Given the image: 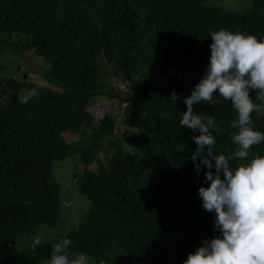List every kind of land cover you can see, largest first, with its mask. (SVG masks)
I'll return each mask as SVG.
<instances>
[{
	"label": "trees",
	"instance_id": "1",
	"mask_svg": "<svg viewBox=\"0 0 264 264\" xmlns=\"http://www.w3.org/2000/svg\"><path fill=\"white\" fill-rule=\"evenodd\" d=\"M210 1L0 0V56L32 52L47 63L46 86L29 85L38 95L23 104L24 84L2 77L0 62V264H48L65 238L72 256L84 254L87 264H183L219 235L198 194L208 186L207 169L198 176L191 160L198 145L190 137L198 133L179 125L183 99L205 74L211 32L264 40V0L241 11ZM113 80L126 89H117L123 112L143 117L146 128L117 134V115L109 112L81 121L96 97L114 89ZM173 92L181 97L175 103ZM251 96L261 103L255 91ZM214 97L194 112L215 117L213 151L227 154L235 148L230 125L237 114L218 91ZM255 130L264 132V121ZM253 154L264 155V142L247 159ZM74 156L85 169L74 177L87 208L66 229L53 167ZM44 230L55 235L33 250Z\"/></svg>",
	"mask_w": 264,
	"mask_h": 264
},
{
	"label": "clouds",
	"instance_id": "2",
	"mask_svg": "<svg viewBox=\"0 0 264 264\" xmlns=\"http://www.w3.org/2000/svg\"><path fill=\"white\" fill-rule=\"evenodd\" d=\"M210 37V62L191 95L183 99L187 111L179 125L198 133L190 137L198 145L191 160L198 176L207 169L204 182L208 186L200 187L198 194L202 207L215 214L214 228L219 235L205 239L183 264H264V155L253 154L247 159L250 149L264 142V132L255 130L253 122V113L258 120L264 119V40L223 28L211 32ZM217 91L232 102L237 114L230 125L235 130V148L218 155L214 154L216 139L210 131L218 130L215 117L194 112V105L213 103ZM252 91L261 103L253 102ZM25 92L18 93L23 104L38 95L36 89ZM180 99L176 92L170 96L174 103ZM205 149L207 154L201 156ZM233 159L240 161L235 168L230 164ZM40 244L37 236L33 250ZM70 244L67 238L55 243L48 264H87L84 254L72 256Z\"/></svg>",
	"mask_w": 264,
	"mask_h": 264
},
{
	"label": "rangeland",
	"instance_id": "3",
	"mask_svg": "<svg viewBox=\"0 0 264 264\" xmlns=\"http://www.w3.org/2000/svg\"><path fill=\"white\" fill-rule=\"evenodd\" d=\"M250 1L251 0H212L209 4L216 7L227 8L231 11H241L250 4ZM0 62L6 69L1 76L15 78L20 83H23L24 87L22 92H25L31 84L46 86L44 73L47 69V63L42 57L34 55L32 52L22 54L6 52L0 56ZM114 82L113 80L112 84L109 83V85L110 87H114L115 90L108 88V94L96 97L87 108L81 121L85 122L90 118L97 122L104 114L109 112L117 115V134L124 132L125 136H127V131H137L141 128H146V121L143 117L135 118L123 112L125 104L120 102L118 97L121 94L117 89L122 91H126V89L122 84H119L116 89L117 86ZM67 138L71 140L75 139L73 135H68ZM124 145H126L127 149L128 145ZM100 157V160H102L103 154H101ZM95 169L96 164H92L88 167L90 171H94ZM84 170L77 156L69 158L66 161H57L53 167L54 177L61 186V203L64 206L62 208L63 218L60 221V225L66 229L74 226L79 216L84 213L87 208V199L78 194L76 178L74 177V175L78 176L83 173ZM54 235L55 233H53V231L44 230V232L38 236L40 239H45Z\"/></svg>",
	"mask_w": 264,
	"mask_h": 264
},
{
	"label": "water",
	"instance_id": "4",
	"mask_svg": "<svg viewBox=\"0 0 264 264\" xmlns=\"http://www.w3.org/2000/svg\"><path fill=\"white\" fill-rule=\"evenodd\" d=\"M264 119H259L257 121H255L254 123H256L257 125H261L263 123Z\"/></svg>",
	"mask_w": 264,
	"mask_h": 264
}]
</instances>
